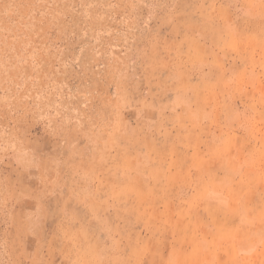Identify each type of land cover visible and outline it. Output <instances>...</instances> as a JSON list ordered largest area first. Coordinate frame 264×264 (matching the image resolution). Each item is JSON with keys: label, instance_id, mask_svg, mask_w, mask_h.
I'll return each instance as SVG.
<instances>
[{"label": "rangeland", "instance_id": "obj_1", "mask_svg": "<svg viewBox=\"0 0 264 264\" xmlns=\"http://www.w3.org/2000/svg\"><path fill=\"white\" fill-rule=\"evenodd\" d=\"M0 264H264V0H0Z\"/></svg>", "mask_w": 264, "mask_h": 264}]
</instances>
